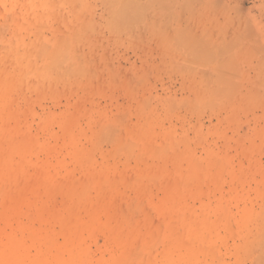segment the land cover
<instances>
[{
	"label": "rangeland",
	"instance_id": "obj_1",
	"mask_svg": "<svg viewBox=\"0 0 264 264\" xmlns=\"http://www.w3.org/2000/svg\"><path fill=\"white\" fill-rule=\"evenodd\" d=\"M131 1L0 0V264H119L175 207L257 209L260 109L192 111L179 66L163 63L154 41L127 37L130 26L114 19L123 4L122 19L130 18ZM233 3L264 32V0ZM69 64L82 71L63 74ZM147 104L154 111L146 128ZM105 126L134 141L139 156L100 139ZM163 133L186 139L202 164L199 184L176 186L187 159L149 153Z\"/></svg>",
	"mask_w": 264,
	"mask_h": 264
},
{
	"label": "bare ground",
	"instance_id": "obj_2",
	"mask_svg": "<svg viewBox=\"0 0 264 264\" xmlns=\"http://www.w3.org/2000/svg\"><path fill=\"white\" fill-rule=\"evenodd\" d=\"M215 6L218 12H212ZM124 7L117 8L114 19L130 26L127 37L154 41L163 63L179 66L185 74L186 89L193 96L188 101L192 111L210 108L233 114L243 108L260 109L255 117L264 121V32L259 20L249 16L244 7L233 0H133L128 8L132 14L126 21L122 18L129 12ZM82 29L88 32L87 26ZM44 58L49 59L48 54ZM80 67L69 64L61 71L76 75L82 71ZM142 110L143 124H139L146 127L154 109L147 104ZM149 129L145 131L152 140L154 133ZM255 131L261 135L264 128ZM117 133L115 127L105 126L99 137L112 143L116 153L138 157L140 152L134 153L136 143ZM161 137L162 142L158 146L153 143L149 153L160 160L187 159L190 167L187 173L179 172L176 186L186 188L193 181L199 184L202 164L194 159L186 139L177 140L172 133ZM180 143H184V150L179 149ZM79 192L75 194L77 199L82 195ZM258 194L257 209L245 206L237 213L223 203H205L200 210L175 207L168 212L171 221L160 225L148 242L137 240L136 251L119 264H264V188Z\"/></svg>",
	"mask_w": 264,
	"mask_h": 264
}]
</instances>
